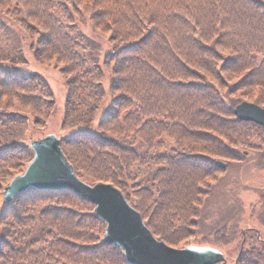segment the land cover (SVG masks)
Masks as SVG:
<instances>
[{
    "label": "trees",
    "instance_id": "1",
    "mask_svg": "<svg viewBox=\"0 0 264 264\" xmlns=\"http://www.w3.org/2000/svg\"><path fill=\"white\" fill-rule=\"evenodd\" d=\"M0 5L35 36V57L61 63L62 122L78 126L57 137L75 174L114 184L168 245L220 249L236 240L233 264H264V236L207 212L227 165L250 159L264 167V126L232 110L244 100L264 107V0ZM69 8L107 31L112 48L102 65L94 44L74 37ZM55 107L40 73L0 64V192L33 157L29 130L43 135ZM257 201L262 210L251 209L261 223L264 193ZM105 224L71 189L30 187L0 206V264H130L119 247L101 242Z\"/></svg>",
    "mask_w": 264,
    "mask_h": 264
},
{
    "label": "water",
    "instance_id": "2",
    "mask_svg": "<svg viewBox=\"0 0 264 264\" xmlns=\"http://www.w3.org/2000/svg\"><path fill=\"white\" fill-rule=\"evenodd\" d=\"M242 120L248 119L264 126V107L249 100L235 104L232 109ZM33 157L22 172L12 176L2 187L3 201L8 202L30 187L71 189L94 203V213L105 220L101 242L119 247L130 264H224L221 249L211 245H168L157 239L145 225L139 211L131 206L125 195L111 183H86L74 173L71 163L61 150L55 132L30 139ZM220 167L226 161L217 160Z\"/></svg>",
    "mask_w": 264,
    "mask_h": 264
},
{
    "label": "rangeland",
    "instance_id": "3",
    "mask_svg": "<svg viewBox=\"0 0 264 264\" xmlns=\"http://www.w3.org/2000/svg\"><path fill=\"white\" fill-rule=\"evenodd\" d=\"M67 14L71 17L74 37L77 40L81 39L83 46H85L86 42L94 44L93 51L96 52V59L102 65L103 55L112 48L107 31L103 32L99 28L94 27L88 18V13L76 12L69 8ZM0 20L2 22L0 28V54L3 53L9 57L6 60H1L0 64L22 71H37L43 76L46 84H49L54 96L55 111L42 128L43 135L55 132L57 136H62L73 132L78 125H70L68 122L63 123L61 118L66 95L64 76L60 72L61 63L56 62L54 59L46 60L35 57V36H29L24 28L19 26L17 21L6 13V6L3 5H0ZM80 51L83 53L85 48H81ZM104 75L102 81L104 89H106L109 75L107 72ZM95 125L96 121L93 122L92 128ZM29 132L33 135V138H37L38 134H35L37 132L33 130H29ZM253 161L249 159L247 163L233 162L226 166L225 171L220 175L219 182L214 187L213 194L208 199L207 212L214 217H230L232 218L231 220L237 221L241 226H251L257 230L262 238L264 236V222L258 223L256 218L258 213L254 212V210L258 208L259 203L257 200L260 193H264V167L256 166ZM2 203L1 191L0 206ZM261 204L259 205V210H262ZM252 205L254 210L251 209ZM210 218L209 215L206 217L205 224L209 225ZM233 242L228 247L221 246L220 248L226 260L224 264H233L234 262L233 258L237 251V244L236 240Z\"/></svg>",
    "mask_w": 264,
    "mask_h": 264
}]
</instances>
